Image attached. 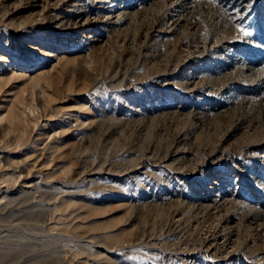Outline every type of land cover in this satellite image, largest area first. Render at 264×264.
Instances as JSON below:
<instances>
[{"label": "rangeland", "instance_id": "374dc122", "mask_svg": "<svg viewBox=\"0 0 264 264\" xmlns=\"http://www.w3.org/2000/svg\"><path fill=\"white\" fill-rule=\"evenodd\" d=\"M261 45L264 0H0V264H264Z\"/></svg>", "mask_w": 264, "mask_h": 264}, {"label": "bare ground", "instance_id": "6f19581e", "mask_svg": "<svg viewBox=\"0 0 264 264\" xmlns=\"http://www.w3.org/2000/svg\"><path fill=\"white\" fill-rule=\"evenodd\" d=\"M5 62V61H4ZM18 74H14V73H11L10 74V76H7L8 78H12L13 76L15 77V76H17ZM21 75V74H20ZM6 77V78H7ZM13 77V78H14ZM18 77V76H17ZM20 77V76H19ZM7 78V79H8ZM3 79V78H2ZM2 79L0 78V80L2 81ZM3 80H6V79H3ZM9 80V79H8ZM12 80V79H11ZM40 80H44V81H46V82H48L47 81V76H45L44 75V73L43 74H38V75H35V76H31V77H29L28 79H27V84L29 83V84H31V85H36ZM43 81V82H44ZM45 82V83H46ZM38 85V84H37ZM36 85V86H37ZM33 88H34V86H33ZM45 92V91H44ZM18 93V92H17ZM22 94V93H21ZM22 96V95H21ZM17 99H19V95L17 96V94H16V98H15V100L13 101V102H15ZM16 103V102H15ZM32 104V103H31ZM11 107H9V109H7V111L5 112V114L3 113V115L2 114H0L1 115V117H0V119H2V118H6L7 120H8V122H9V124L11 125V126H9V127H13L14 125H15V120H16V118H17V115H16V113H15V110H14V105H13V103H12V105H10ZM32 106L33 105H29V109H30V111L32 110ZM34 108H35V106H34ZM31 113H32V111H31ZM34 113V112H33ZM2 121V120H1ZM6 128H8V127H6ZM10 129V128H9ZM19 137V136H18Z\"/></svg>", "mask_w": 264, "mask_h": 264}, {"label": "snow or ice", "instance_id": "6c2138e0", "mask_svg": "<svg viewBox=\"0 0 264 264\" xmlns=\"http://www.w3.org/2000/svg\"><path fill=\"white\" fill-rule=\"evenodd\" d=\"M239 31L241 32V34L244 37H251L253 35L252 31H249V30L244 29V28H240ZM261 46H264V45H261Z\"/></svg>", "mask_w": 264, "mask_h": 264}]
</instances>
